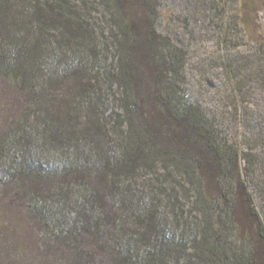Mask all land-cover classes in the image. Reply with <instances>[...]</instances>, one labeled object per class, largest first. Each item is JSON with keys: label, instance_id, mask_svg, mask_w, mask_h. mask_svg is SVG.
<instances>
[{"label": "trees", "instance_id": "obj_1", "mask_svg": "<svg viewBox=\"0 0 264 264\" xmlns=\"http://www.w3.org/2000/svg\"><path fill=\"white\" fill-rule=\"evenodd\" d=\"M236 4L264 88V0ZM159 19V0H0V264H264V133L190 102ZM225 72L239 121L249 77Z\"/></svg>", "mask_w": 264, "mask_h": 264}, {"label": "rangeland", "instance_id": "obj_2", "mask_svg": "<svg viewBox=\"0 0 264 264\" xmlns=\"http://www.w3.org/2000/svg\"><path fill=\"white\" fill-rule=\"evenodd\" d=\"M159 1L160 31L180 44L186 53L183 89L190 102L215 117L226 136L243 142L244 135H248L252 140L262 142L259 133H264L261 121L264 117V88L256 80L253 68H247L244 62L247 58L242 57L254 54V43L250 35L236 24L233 9L238 0ZM225 2L228 8L222 12ZM252 17L255 21L253 28L261 33V15ZM222 23L226 24L225 29L230 26L231 32L225 35ZM228 61L234 62L241 76L249 77L244 88L249 89V94L240 102L239 121L234 115L237 105L233 99V83L229 82L225 72ZM244 115L247 117L243 119ZM254 146L258 147L257 153L264 154V148L258 142L253 143Z\"/></svg>", "mask_w": 264, "mask_h": 264}]
</instances>
